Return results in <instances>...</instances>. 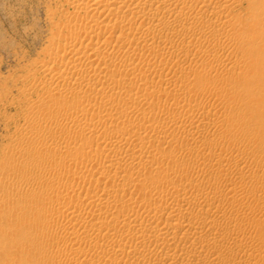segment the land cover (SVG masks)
<instances>
[{
	"label": "bare ground",
	"instance_id": "obj_1",
	"mask_svg": "<svg viewBox=\"0 0 264 264\" xmlns=\"http://www.w3.org/2000/svg\"><path fill=\"white\" fill-rule=\"evenodd\" d=\"M63 1L70 5L71 11L66 13L68 17L64 15V18L66 16V21L63 23H60L62 22L60 21V24H57L58 31L55 30L60 34L59 38L62 40L60 41L61 44L54 46L56 43H53V46L43 47L45 51L44 54H42L44 56L47 55L48 62H45V59L42 61L46 64H51L46 67L47 64L45 66V72H43V70L42 72L49 75L52 79L43 83L42 80H40V85H42V88L47 94L44 96H42V94L41 97L36 96L37 98L35 101L31 99L35 107L34 111H36L34 113L32 112V115L28 113L31 115V117L28 116L30 117L29 126H31V128L25 129V131L29 129L28 132H26L31 136L36 135L37 138L38 135H40V140H36L37 144L33 143L32 145L31 142L34 140L30 141V145L32 146L30 149H26L27 151L29 150L27 153L25 152L28 155L27 158L35 156V159L37 155H40V152L37 155L35 154L36 152L43 150L46 146L54 145V147L57 146L54 148L55 152L52 151L53 148L49 150L50 152L52 151L55 154L53 156H56L58 159L54 158V161H57V165H53V161L51 160L50 163H45V161L43 163L38 159L41 163L37 162L38 164H35L31 170L29 168L28 172H30V175L28 177L15 180L9 177V175H3L0 178L1 182H4L6 186L12 184L14 188L18 190H35L36 188L39 190L40 195L37 194V198L35 197L36 199H33V205H30L32 211L29 209L31 213L27 212V214H31L34 220L35 215V217L41 215L39 213L41 210H44V212H42L43 214L40 217L41 221L39 224H41V228L39 224H37V219L35 218V223L37 224L35 225L38 229L40 228V231L36 233L37 236L34 237V239H31L35 241L30 240L29 246L32 247L33 244L37 245L40 250L49 254V257L44 261V256H41V254L39 255L36 249L37 254L34 253L35 250L32 252L33 254H31L30 251V254L27 253V259V254H24V260L28 262V259H30L38 264H257V262L264 257V245H262V241L259 240L261 241L260 244V242L255 239H249L250 241L246 240L245 242L241 240L246 231L250 229L247 220H252V222L255 220L254 227H256L259 233L264 230H262V226L264 225L261 224L264 219V212L260 215H256L254 212L256 208L254 210H252V207V209L248 207L244 208L246 206H244L245 204L243 205L244 200L242 203V198H244L245 195L241 197L240 191H237L240 189L239 187H241V184L239 186L236 179L242 170L251 173V171L253 172L255 169H259L260 171V167H264V163L262 166L260 165V163H262L260 162L261 160H258L259 162H254L258 158L255 159L252 157L255 153H258L257 150H259V148L264 147L259 139L260 135L258 133V130L260 134H262L264 130L256 129L255 127H257V124L254 128L253 126L251 127L255 121H257V123L259 122V126L262 125L264 119L256 118L255 113H258V115L261 114L259 111L255 112L257 110L253 111L250 107H248L250 108L249 111H246L243 107L241 109L240 106L236 105L241 98L246 99L244 102L249 101L248 99L253 96V92L248 91L249 94L252 93L250 96H248V94L242 95L241 92H239V94L242 95L240 98L237 96L238 93L236 94L235 91H232L235 87L229 90V86H236L240 89L241 85L246 84V82H241V77L236 78V74L245 77L243 73H245L244 71H246L248 67H245L246 70L242 71V73L240 71L241 75H239V71L237 73L235 72V75L231 74L232 76H229L228 73L231 71L234 73L235 70H239L244 62L247 60L249 61L251 58L254 59L256 57H254V55L259 53V47H257V45L254 47V45L248 44L249 42L245 45V49H242L244 43H246L245 40H243L244 38L242 37L243 39H239L237 36L235 39L233 36L235 35L234 32L237 34L240 33L239 36L245 33V39L252 38L253 40L256 39V41L258 39V43H260L259 41L263 42L264 0ZM242 5H244L246 9L244 15H241L242 12L240 14V11H238V13L236 12L237 8L239 6L242 7ZM65 10L68 11L67 8ZM204 11L206 14L204 13L203 15ZM250 13H256L255 15L258 18L255 17L253 22H256L258 19L257 22L260 21L258 27L256 25L253 26V23H251L252 26L249 24V26L247 25V22L250 23V20L248 21L247 19ZM142 26H144L143 29ZM255 26L258 30H260L259 27H262L261 31L256 30L257 28L254 29ZM183 27L186 28L185 30L183 29L184 31L188 30V32H191L189 33L190 36L187 37L185 34L187 39H181L182 37H180L181 40L178 44L175 42L174 45L164 52L162 47L164 45H161L163 37L168 34H176L179 30L181 31ZM253 29L259 32L257 35L256 32H254L256 36H253ZM55 31H53L55 33L54 35H56ZM202 31H205L206 34L204 35L205 46H201L203 41L201 43L199 42L200 44L198 43L200 46L195 42V34H201L203 33ZM179 32L177 34H179ZM230 32L233 33V39L226 40L227 34ZM200 34H198V36ZM176 35L174 36L176 37ZM223 36H226V39L224 38L225 40L220 41L219 45H215L216 48H214L215 46H213V48L206 47V44L207 46L211 43L214 45V42L217 44ZM230 36L228 37L230 38ZM198 40L199 38L197 41ZM247 40L250 41V39ZM147 41H151L152 43L155 42L157 45L155 44L156 46L153 47V50L149 49L150 47L148 46V50L151 52L147 54L152 53L151 57L149 55L151 59H149V57L140 58L139 63L136 65L138 66L140 64L138 66L139 70L138 68L137 70L142 75L144 74V76L145 73L154 75H151L153 77L151 81L147 79V77L145 78L149 80V83H147V80L146 83L150 87H158L161 91L164 90L162 92L167 90L168 94V90H171V95L169 94L170 98L167 99L168 97H165V101L163 98V104L166 102L169 103L170 101H172L171 104L176 103L178 105L181 103L183 106L180 107H187L183 113L177 111V114L175 111H168L169 108L171 110V106L167 110L166 106L165 109L164 107L162 108L160 99L165 95L161 96L160 99L155 97V104L152 105V101L149 106L147 104V106H144L145 103H149V101L146 102L144 98L146 96H142L141 94L143 100L145 99L144 103L141 101L142 98L140 99V97L137 96L139 98L137 101H129V105L126 103V105L123 106V103L120 108L118 107L120 102L128 101L127 96H124L125 98L127 97V100H123L122 98V95L125 94L124 92L127 94L128 91L136 92L139 89L136 87L138 84H134L132 81L134 77H137L139 72L127 66L132 56H134V47H140L143 43L149 44ZM143 46L146 47L145 44ZM123 47H126V50ZM121 48L125 51H122ZM133 48L134 50H132ZM234 49H237L239 53H235L233 51ZM261 49L260 52H264ZM119 50L122 52H119ZM145 52L142 53L145 54ZM186 54L189 58L186 57ZM184 55H186L185 58L188 59H181ZM257 57L259 58V56ZM134 58L136 59L137 57ZM202 59H204L206 63H201ZM162 60L163 63L169 65V67L159 68L156 66L157 62ZM95 61L97 63H94ZM39 62L44 65L41 60H39L38 63ZM201 64L207 66H202L203 68L199 70L197 69L199 76L204 82L209 81V85H212L210 84L211 81L215 82L217 85L219 84L221 87L227 85L229 88L226 86L227 88L223 87V89L220 86L215 87L216 85H214L216 89L220 87L221 90H218L222 91L223 89V91L211 92L214 88L213 87L211 91H209L211 86L208 87V91H204L206 90L204 86L206 84H203V93L199 94L198 97L192 101L191 98H193V95L196 93L195 91L198 86H194L192 81L193 78L189 77L192 72L189 70L192 68H200ZM106 65H110V67L112 65H120L122 68L118 70L116 66H114L118 70L117 72L108 73L110 71L108 68V74H100L103 66ZM257 65L261 66L259 62L256 64V67H258ZM129 66H131V63ZM215 66H219L220 71L213 72ZM263 67L259 70L263 69ZM40 69L41 68H39V70ZM103 69L104 71L106 70L105 68ZM252 69H254V67L249 69L245 74L247 75L248 73V76L251 77L249 71H251L252 74H255L253 73L254 71L256 72V70L252 72ZM114 70L111 72H114ZM189 72L190 74H188V76L187 73ZM178 76L183 77L179 78ZM194 78H198V76L195 75ZM47 79L48 78L45 80ZM119 80L121 81L120 83ZM117 82L120 84H118L119 86ZM135 83H137L136 80ZM146 83L145 86L147 85ZM248 83H250V81ZM115 84L118 88L115 87ZM249 86L247 87H249V89L251 88L255 95V91L257 92L258 87L257 90H255L256 87L253 88L251 84ZM156 90H153V94L156 93ZM260 94L262 93L260 92ZM160 95H162V93ZM128 96L132 99V96ZM68 97H72L75 100L70 101L72 98H69V102L65 101ZM62 99H64V102L62 104L60 103L59 105L61 108H58L56 102ZM166 99L169 101H166ZM187 99L191 100V102ZM253 99L254 98H252V100ZM89 100H93L94 102L97 101L102 106H105L103 107L104 109L101 110V105L100 109H94L95 107L92 108L93 106L98 107V103H94L95 105L93 104V106L83 104ZM115 100H121L119 104H117V112L115 115H112L115 116V120L122 123V125L118 124L120 125L119 127L117 126L118 128L115 126L117 123L115 125L113 124L115 127H109V124L108 126L106 124L104 125V127L107 126L106 128H100L91 124L87 125L86 123H84V126L83 124L81 125V117L88 116L89 120H98L104 117L105 114L107 115V111L110 112L115 108L114 105L116 104H113V101L116 102ZM242 102H240V104H243ZM248 103L244 104L250 106L252 102L249 101ZM173 105L172 108L175 107V105ZM251 105L253 106V103ZM28 108H30V106ZM248 108L246 109L248 110ZM116 109H114V111ZM175 110H178V108ZM263 114L262 110L261 115L264 117ZM157 117L160 118L158 120H161L158 124L157 121L154 120L153 121L156 122L155 125L151 126V124H149V126L147 124L148 122L151 123V118L157 120ZM43 119H47L52 126H64L63 129H67V134L70 130L71 134L65 136L66 133H63L64 131L58 130L53 131L52 134L47 133V135H41L42 130L36 131L32 129V126L42 125ZM105 119L107 120V118ZM150 119L151 121H148ZM90 122L92 123V120ZM93 123L95 122L93 121ZM97 123L99 124L98 121ZM174 128H176L177 131L172 132L171 130ZM89 136L94 137V144L96 146L94 145L95 147L92 149L90 148L91 150L89 153H86V148L85 150L81 148L84 143L81 142L82 144H79L81 145L80 148L77 145L79 141L85 140ZM89 140H91V138H89ZM26 141L28 142L27 139ZM86 141H88V139ZM25 142L23 146H26ZM89 142L85 143L91 146L93 141H91L92 144L91 142L89 144ZM26 144L27 146L29 145L28 143ZM142 144H151L152 148L144 149L145 147H143L141 149L139 145L142 147ZM181 144H183L184 147ZM15 145H17V143ZM18 145L22 146L20 143ZM77 149H80L79 151L81 153H77ZM49 150L46 152L50 153ZM33 154L35 155L33 156ZM258 155L259 154H257L256 157ZM251 157L255 160L251 159L253 162L250 160L252 163L250 162V164H248ZM206 158H209V160L212 158V161L214 159L216 163H212L206 160ZM34 159H31V161ZM49 159H51V157ZM27 160L29 159H26V161ZM17 161H19V159ZM12 162L10 164H12ZM21 162L19 163L21 164ZM71 165L74 166V169ZM159 166H162L161 170H159ZM2 167L5 168L4 165H2ZM135 167L138 170L141 168L143 172H152V174L155 175L158 167L159 176H156L157 178L153 176V178H156L153 180L150 178L152 181L147 179L149 177L145 180H139L135 177L139 176L134 173L136 170L129 172L130 168L133 169ZM189 167L195 168V175L200 179H198L199 182L196 181L195 183L196 178L192 174L193 171L191 173L192 175L187 173L189 172ZM27 170L24 172H27ZM126 170H129L128 172L130 174L128 173L127 175L125 173L126 175H124L123 172ZM262 170L264 171V169ZM241 173L243 174V172ZM250 173L248 174L249 176L251 175ZM152 174L150 175L152 176ZM141 177L142 175L140 178ZM143 178H145V175ZM246 178L248 179V177ZM251 178H253V176H251L250 179ZM257 178L260 177L247 181L249 183V186H247L248 188H244L246 185L243 183L245 186H242L243 188L240 190L244 192V194L253 191L254 193L256 192L264 195V178L262 177V180L261 178ZM109 180L113 182L111 187L118 186L121 188L122 191L120 196L117 195L118 187L116 191L114 188L108 187L111 185V182L110 185H106V183H109ZM239 180L242 181L241 179ZM105 181L107 182L105 183ZM65 184L79 189L86 185H92V189L88 188L91 191L89 195L84 192H78L79 194L74 198L71 197L70 201L67 199V202H69V206L67 207V202L62 201L60 198V195H62V187ZM83 189H86V187ZM12 190H14L13 187ZM237 192H239L240 195ZM16 194V192H7L6 190L4 200H8V198L9 200L10 198L13 199V197H16ZM29 194L23 193V197L32 200ZM20 195L22 194L20 193ZM141 195H147L149 198L143 201L140 199ZM1 198L2 197H0V200ZM30 203L31 201L29 204ZM131 205H134L133 207H136V209L130 211L129 206ZM103 206L105 209H102ZM1 207L0 215L3 214L4 216L5 214L1 213L3 212ZM18 208L20 207L18 206ZM13 209H11L12 212L10 211L8 214L5 212L6 215L4 217L7 216L6 221L1 220L3 223H6L5 225L0 223L3 225L0 227V237L9 235L10 232H12L10 231L12 228L15 233V228L17 230L20 227L10 226H13L14 223V226L16 223H19L20 226V222L23 221L22 223H24L26 220L23 216L18 214L19 211L17 208V210L14 209V212ZM257 213H260V211ZM235 216L241 217L242 220H238ZM32 217L29 218L28 215V218H26L28 220L30 219L31 222L33 221L31 220ZM231 217L232 219L235 217L237 220H230ZM40 218L38 219L40 220ZM26 222L27 220L25 224ZM30 222L28 221V223ZM7 223L11 225L8 226ZM31 224L32 223L29 224L30 228L34 226V221L32 224L33 226ZM23 225L24 224H22V226ZM51 225L59 227L61 231L58 229V231H50L52 228ZM250 227L252 229V225ZM30 228L27 229L26 232L28 230L31 231ZM13 232L12 235L14 234ZM21 232L25 235L22 237H26L27 239L29 234L26 236V232L22 230ZM32 233H34V231ZM21 235H18L19 240ZM10 236L8 237L11 238ZM14 237H17V235L15 236L14 234ZM14 237L12 236V239ZM46 237L51 239L46 240L48 239ZM18 238L16 239L18 240ZM43 239L47 242H51L44 244ZM21 240L24 239L22 238ZM27 240L29 241V239ZM81 242H84L91 249L88 250L84 245H82L84 247L80 245V248L78 244ZM3 243L4 241L2 242L0 240V244ZM5 246L9 247L10 244ZM11 246L15 247L13 244ZM8 247L7 250H9ZM27 247L23 248L27 249ZM32 248L29 249L32 250ZM56 248H61L62 250L57 252V250H55ZM13 249L15 251L17 248H12V254H15L16 251L14 252ZM18 251L21 252V249ZM11 258L10 261H6L3 264H14V259L11 260Z\"/></svg>",
	"mask_w": 264,
	"mask_h": 264
},
{
	"label": "rangeland",
	"instance_id": "obj_2",
	"mask_svg": "<svg viewBox=\"0 0 264 264\" xmlns=\"http://www.w3.org/2000/svg\"><path fill=\"white\" fill-rule=\"evenodd\" d=\"M65 1H63V0H0V178L3 176V175H9V177H12V179L14 178L15 180H18V179H24V178H26V177H28L29 175H30V172H28L29 171V168H30V170H31V168L35 165V164H38L37 162H39V160L38 159H40V161H42L43 163H44V161H45V163H50L51 161H53L52 162V164L53 165H57V161H56V163H55V161H54V158H56V156L54 157L53 155H55L52 151H54L55 149V147H57V146H55L54 147V145H49V146H46L43 150H40V151H38V152H36L35 154L37 155L39 152H40V155H37L36 157L37 158H35L34 159V155L35 154H33V156L34 157H31V158H27V152L29 151H27L26 149L28 148V149H30V147L33 145V143L35 144H37V142H36V140L37 141H39L40 140V135H38V137L36 138V135L34 136V135H30V134H28L27 132H28V130L29 129H27L26 131H25V129L26 128H31V126H29V119H30V117H31V115H32V112L34 113L35 111H34V109H35V107H34V105L32 104L33 103V101H35L36 100V98L37 97H41V95L42 96H44V95H46L47 93H46V91L42 88V85H40L41 84V81L40 80H42V83L43 82H45V81H49L50 79H52L49 75H46L45 73H43V72H45L44 70H45V68L46 67H48V66H50L51 64L50 63H44L42 60H44L45 59V62H48L47 61V55H42V54H44V51H45V49L43 50V47L44 48H46V46H53L55 43V45L54 46H58V45H60L61 44V42L60 41H62L61 40V38H59V36H60V34H58V29H57V24H60V23H63L64 21H66V16L68 15V14H66V13H68V12H70L71 11V8H70V5H68V3H66ZM68 7H67V6ZM68 9V11L67 10H65V9ZM241 8V9H240ZM238 9H240V10H238ZM244 10V11H243ZM246 9H245V7H244V5H242V7L241 6H239L238 8H237V10H236V12L238 13V11H240L239 13L241 14V12H242V14L241 15H244V13L246 12L245 11ZM65 11V12H64ZM67 11V12H66ZM62 12V13H61ZM61 13V14H60ZM204 13H205V11L203 12V15H204ZM206 14V13H205ZM256 14V13H255ZM254 13H250V15H251V17H250V15H249V18H251V19H249V18H247L248 19V21L250 22V23H248L247 22V25L249 24V25H251V23H253V26L254 25H256L257 27L260 25L259 24V22H257L258 21V19L256 20V22H253L255 19V17L256 18H258L256 15H255ZM64 15H66L65 16V18H64ZM253 15V16H252ZM63 16V17H62ZM62 17V18H61ZM68 17V16H67ZM64 18V19H63ZM60 19V20H59ZM254 19V20H253ZM60 21H62V22H60ZM252 21V22H251ZM57 22V23H56ZM60 22V23H59ZM54 23V24H53ZM262 23V22H261ZM259 24V25H258ZM52 25H56L55 27L54 26H52ZM248 25V26H249ZM52 26V27H51ZM145 27L147 26V25H144ZM144 26H142V29H143V27ZM150 26V25H149ZM252 26V25H251ZM254 27V29L255 28H257V27ZM262 26V25H261ZM148 27V26H147ZM151 27V26H150ZM56 28V29H55ZM264 28V27H263ZM186 29V28H181V33L179 32V34H180V36H179V34H173V35H166L165 37H163V41H161V45H164V46H162L163 47V51L164 52H166V49L168 50V48H170L172 45H174V43L176 42V44H178L179 42H180V40L181 39H183V38H185V39H187V37H189L190 35H189V33H191L190 31L188 32V30H186V31H184V30ZM253 29V33L254 32H256V35H257V33H259L258 31H261V29H262V27L260 28L259 27V29L260 30H258V28L256 29V30H258V31H255ZM55 30H57V31H55ZM53 31H55L56 32V35H54L55 33L53 32ZM207 31V30H206ZM203 32V31H202ZM197 33V32H196ZM231 33V34H230ZM229 34H227L228 36H230V38L227 36V39H226V36H223L222 38H220L221 40H219V42H217V44L214 42V45H213V43H211V44H209L208 46H207V44H206V47L207 48H213V46H215V45H219L220 44V41H223V40H229V39H233V37L235 38V37H237V38H239V39H243V40H245V42L246 43H244V41L242 40V42L244 43V47L242 48V49H245V45L247 44V42H249L248 44H250V45H254V47L257 45V47H259V53L257 54V55H254V59H249V61H248V63H247V61L246 62H244L243 63V66L241 65L240 66V68H241V70H240V68H239V70L237 69V70H235L234 71V73L231 71V72H227L228 74H229V76L232 74H234L235 75V72L237 73L238 71V73H239V75H241V73H242V71H244V70H246L245 69V67H248L247 68V70L246 71H244L245 73L246 72H248V70L249 69H251V68H253L254 67V69H252V72L254 71V70H256V72L254 71L253 73H255V74H252L251 73V71H249V74H251V77L250 76H248V73H247V75L245 74V73H243V75H245V77L244 76H238L237 74H236V78H240L241 77V82L243 83H245L246 82V84H243V85H241L240 86V89L238 88V87H236V86H233V87H231V86H227L228 88H229V90H231V89H233L234 87L236 88H234L232 91L234 92L235 91V93L237 94H239V92H241V94L243 95V94H248V96H250L251 94H249L248 93V91H250V92H253V96H251L248 100L249 101H251L252 103H253V106L250 104V106H247L249 103V101H247V102H244V101H246V99L245 98H241L242 97V95H238L237 94V96L238 97H240L241 98V100L239 101V103H236V105H238V106H240V108L242 109V107L244 108V110H246V111H249V109L251 108L253 111L254 110H257V111H255V112H260L261 114H262V110H263V113H264V109H263V107H264V71H262V70H264V67H263V65H264V62H262V61H264L263 59H264V52H260V49H261V45H262V49L261 50H263L264 51V49H263V47H264V44H263V42H264V40H263V42H261V41H259L260 43H258V39H257V41H256V39H252V38H246L245 39V37H246V34L245 33H243L242 34V36L240 35L239 36V34L240 33H235L234 32V36L232 37V35H233V33L232 32H230ZM185 34H186V36H185ZM198 34H200V33H197V35L195 34V39H196V44H198L199 42L201 43L202 41V43H201V46H205V40H204V35H206L205 34V31L203 32V33H201L199 36H198ZM237 34V35H236ZM245 34V35H244ZM174 35H176V37L174 36ZM184 35V36H183ZM255 35V33L253 34V36H256ZM55 36V37H54ZM172 36V37H171ZM252 36V35H251ZM252 36V37H253ZM167 37V38H166ZM180 37H182L181 39H180ZM241 37V38H240ZM243 37V38H242ZM249 37V36H248ZM51 38H52V40H51ZM57 39V41H56V39ZM164 38H166V39H164ZM179 38V39H178ZM199 38V40L197 41V39ZM225 38V39H224ZM60 39V40H59ZM236 39V38H235ZM247 39H250V41L249 40H247ZM56 41V42H55ZM178 41V42H177ZM149 44H147V43H143V45L145 44L146 45V47L145 46H140V47H134L135 48V50H134V48L132 49V50H134V56H132V54H131V56H132V59L130 60V62L128 63V66L127 67H129V68H131L132 70H137V68H138V70H139V65L138 66H136L138 63H139V59L140 58H142V57H149V55H150V57H151V55H152V53L150 54H147L148 52H151L150 50H148V48L149 49H154L153 47H155L157 44L155 43V42H151V41H147ZM253 42H255V43H253ZM54 43V44H53ZM151 43V44H150ZM199 43V44H200ZM257 43V44H256ZM47 44H49V45H47ZM156 44V45H155ZM175 44V45H176ZM198 44V45H199ZM151 45V46H150ZM149 46V47H148ZM166 46V47H165ZM169 46V47H168ZM200 46V45H199ZM165 47V48H164ZM218 47V46H217ZM125 50H126V47H123ZM138 48H140V49H138ZM146 50V52H145V50ZM214 48H216V46L214 47ZM124 49H122L121 48V50L122 51H125ZM165 49V50H164ZM121 50H119V52L121 51ZM140 50H142V51H140ZM240 50V49H239ZM121 51V52H122ZM235 53H239L238 52V50L237 49H234L233 50ZM237 51V52H236ZM41 52V53H40ZM142 52H145V54L144 53H142ZM234 52H233V54H234ZM136 54V55H135ZM187 55V54H186ZM186 55H184V57H182L181 59H183V60H186V59H188L189 57H188V55L186 56ZM185 56L186 57H188V58H185ZM253 56V55H252ZM257 56H259V58L257 57ZM134 57H137L136 59L134 58ZM149 57V59H151ZM134 59V60H133ZM39 60H41V62H43L44 63V65L43 64H40V62L38 63V61ZM182 60V61H183ZM253 60V61H252ZM259 60V61H258ZM133 61V62H132ZM157 61V60H156ZM135 62V63H134ZM253 62V63H252ZM258 62L261 64V66L260 65H257L258 67H256V64H258ZM94 63H97L96 61L94 62ZM130 63H131V66H129L130 65ZM163 63V60L162 61H159V62H157V64H156V62H155V64H156V66H158L159 68H161V67H169V65H166V64H162ZM201 63H206L205 62V60L204 59H202V62ZM247 63V64H246ZM252 63V64H251ZM50 64V65H49ZM249 64V65H248ZM251 64V65H250ZM41 65H42V67H41ZM47 65V66H46ZM163 65H165V66H163ZM46 66V67H45ZM109 66V67H108ZM114 66H116V68L119 70V69H121L122 68V66H120V65H114ZM113 65L110 67V65H106V66H103V68H105L106 70L104 71V69L102 68V72L100 73V74H105V73H107L108 71L107 70H109L110 69V71L108 72V73H115V71L117 72L118 70L114 67ZM119 66V67H118ZM203 65L201 64V66H200V68H192V69H190L189 71L190 72H194L193 74L191 73V75L189 76L188 74H190V72L189 73H187V75L190 77V78H193V83H194V86L195 87H197V89H196V91H195V89H194V91L196 92L194 95H193V98H191L192 99V101L195 99V98H197L198 97V95L199 94H201V93H203L202 91H203V89H204V86H205V89L206 90H204V91H208L207 89H208V87H210L209 89V91H211V89L214 87V85H216L215 87H217V86H220L219 84L217 85L215 82H211L210 81V84H212V85H209V81H205L204 82V80H202V78L199 76V73H198V70L199 69H201V68H203V67H207L205 64H204V66L202 67ZM260 66V67H259ZM113 67V68H112ZM157 67V68H158ZM258 69H256V68ZM263 67V69H261V70H259L260 68H262ZM39 68H41L40 70H39ZM109 68V69H108ZM215 68H216V70H215ZM215 68H213V72H218V70L220 71V67L219 66H215ZM219 68V69H218ZM244 68V69H243ZM114 69H116V70H114ZM198 69V70H197ZM42 70H43V72H42ZM112 70H114V72H111ZM137 70V71H138ZM193 70V71H192ZM240 71H241V73H240ZM260 71V72H259ZM262 71V72H261ZM88 72V71H87ZM139 72V71H138ZM107 73V74H108ZM198 73V74H197ZM85 74V73H84ZM141 73L139 72L138 74H137V77H134L133 78V83L134 84H138V85H136V87L137 88H139L138 90H139V92H138V90L136 91V92H133V91H128L127 92V94H126V92H124L125 94H123L122 95V98H123V100H127L128 99V101H123V102H120V104H119V101H121L122 100V98H121V100H115L116 102H114L113 101V104H116V105H114L115 106V108L114 109H116L117 108V104H119L118 105V107L120 108L121 106H122V104H123V106L124 105H126V103H128L127 105H129L130 103H129V101H131V102H134V100H136L137 101V99H139L137 96H139L140 97V99H141V101L144 103L145 101V99H146V102H148L149 101V103H145V105L144 106H149L150 104H151V102H152V105L153 104H155L156 103V98L155 97H157V99L159 98L160 99V97L161 96H163V95H165V96H163V97H161V99H162V101H161V99H160V102H162V108L164 107V109H165V106H166V110L171 106V110H170V108L168 109V111H175L177 114H178V112L177 111H180L179 113H183V111H185V109L187 108V107H185L184 106V108L183 107H180V106H183V104H181V103H179V104H181V105H177L176 103H173L174 105H175V107H177L178 108V110H175V109H177V108H175V107H173L172 108V105L173 104H171L172 103V101H170L169 103H164L163 104V98H164V101H165V97H168L167 99H169L170 98V96H169V94L171 95V93H170V91L171 90H168L169 91V94H168V92H167V90H165V92H162V91H164V90H160L158 87H156L155 88V86H149L147 83H149V80L151 81L152 79H153V77L152 76H154V75H152V74H146L145 73V76H144V74L142 75V76H144V77H142L141 75H140ZM42 75V76H41ZM45 75V76H44ZM152 75V76H151ZM195 75H197L198 76V78H194L195 77ZM231 75V76H232ZM180 76V75H179ZM178 76V77H179ZM193 76V77H192ZM147 77V79H149V80H147V79H145ZM149 77V78H148ZM183 76H181V77H179V78H182ZM235 77V76H234ZM248 77V78H247ZM46 78H48L47 80H45ZM137 78V79H136ZM152 78V79H151ZM199 78H201V79H199ZM242 78H246L245 80L244 79H242ZM34 79V80H33ZM145 81H144V80ZM197 81H196V80ZM32 80V81H31ZM135 80H136V82L137 83H135ZM146 80H147V83H146ZM30 81V82H29ZM132 81H130V82H132ZM141 81V82H140ZM199 81H201V82H199ZM203 81V82H202ZM250 81V83H248ZM121 81L119 80V83H120ZM147 84L146 86H145V83ZM31 83H32V85H31ZM118 82H117V85L119 84ZM196 83V84H195ZM215 83V84H214ZM241 83V84H242ZM158 84V83H157ZM156 84V85H157ZM198 84V85H197ZM203 84H206V85H204L203 86ZM252 85V87L253 88H255L256 87V89L255 90H257V87H258V90H257V92L255 91V95H254V91H252L251 90V88L249 89V85ZM116 84H115V87H117L118 88V86L120 85H118L117 86ZM141 85V86H140ZM145 87H144V86ZM201 85V86H200ZM208 85V86H207ZM249 86V87H247V86ZM39 86H41V87H39ZM142 86H143V89H144V91L146 92H144L143 91V89H142ZM191 86H193V85H191ZM207 86V87H206ZM225 85L223 86L224 88H227ZM213 88L212 89V91L211 92H216V91H219V90H221L220 89V87H218V89H216V88ZM223 87H221V88H223ZM248 88V89H242V88ZM159 90H158V89ZM223 88V89H224ZM238 88V89H237ZM142 89V90H141ZM147 89V90H146ZM158 91H157V90ZM223 89H222V91H223ZM242 89V90H241ZM153 90L155 91L156 90V93L155 94H153L154 92H153ZM240 90V91H239ZM244 90V91H243ZM246 90V91H245ZM261 90V91H260ZM263 90V91H262ZM141 91V92H140ZM143 91V92H142ZM197 91H198V93H197ZM222 91H219V92H222ZM231 91V92H232ZM238 91V92H237ZM246 92V93H243V92ZM262 93V94H260V92ZM45 94H44V93ZM129 92H131V93H129ZM162 93V95H160L161 93ZM136 93H139V94H136ZM145 95H144V94ZM164 93V94H163ZM258 93V94H257ZM141 94H142V96H146V97H144L145 99L143 100V97L141 96ZM197 94V95H196ZM128 95H130V96H132L131 98L132 99H130L129 98V96ZM159 95V96H158ZM168 95V96H167ZM37 96V97H36ZM124 96H127L126 98L124 97ZM154 96V97H153ZM192 96V95H191ZM257 96V97H256ZM35 97V98H34ZM135 97H137V98H135ZM69 98L70 97H68V98H66L65 99V101H68L69 100ZM72 98V97H71ZM70 98V99H71ZM133 98H135V99H133ZM154 100H153V99ZM252 98H254L253 100H252ZM33 101H32V100ZM148 99V100H147ZM166 99V101H169V100H167ZM188 99H190V98H188ZM187 99V100H188ZM30 100H31V102H30ZM73 100H75L74 98H72L70 101H73ZM76 100H77V98H76ZM189 102H191V100H188ZM243 101V102H242ZM64 102V99H62L61 101H57L55 104L57 105V107L58 108H61V106L59 105L60 103L62 104ZM69 102V101H68ZM87 102V103H86ZM86 102H84L83 104H89V106L90 105H92L93 106V104L94 103H98L97 101L96 102H94L93 100H89V101H86ZM240 102H242L243 104L245 103H248L247 105H245V107L246 108H248V107H250V108H248V110L244 107V105L243 104H240ZM254 102H255V105H254ZM27 104V105H26ZM112 104V105H113ZM147 104V105H146ZM166 104V105H165ZM257 104V105H256ZM33 105V106H32ZM95 105V104H94ZM101 104H99L98 103V107L97 106H91L92 108H94V109H96V108H98V109H100V107L102 106H100ZM169 105V106H168ZM173 105V106H174ZM242 105V106H241ZM30 106V108H28ZM32 106V107H31ZM60 106V107H59ZM168 106V107H167ZM237 106V107H238ZM260 106V107H259ZM103 107H105V106H102L101 107V110L102 109H104ZM181 109H183V110H181ZM259 107V108H258ZM262 107V108H261ZM175 108V109H174ZM239 108V107H238ZM254 108V109H253ZM261 108V109H260ZM30 109H31V112H30ZM32 109H33V111H32ZM114 109L112 110V111H110V112H108L107 111V115L105 114L104 115V117H101L100 119H98V120H96V119H90L89 120V117L88 116H85L86 118H87V120H86V118L85 117H81L82 118V121H81V125L83 124V126H84V123H86L87 125L89 124H91V125H96V126H98V127H100V128H106L107 126H108V124H109V127H115L116 126V128H118L120 125H118V124H121L122 125V123L120 122V121H117V120H115V116H112V115H115V113L117 112V110H118V108L114 111ZM259 109V110H258ZM252 110H250V111H252ZM28 113H30V114H28ZM27 114V115H26ZM111 114V115H110ZM261 114H259L258 115V113H255V116H256V118L257 119H264V117L261 115ZM264 115V114H263ZM28 116H30V117H28ZM103 116V115H102ZM259 116H261V117H259ZM105 118H107V120L105 119ZM84 119V120H83ZM104 119V120H103ZM151 119H152V121H151ZM150 120H148V121H151V123L150 122H148L147 124L149 125V124H151V126L152 125H155L156 124V122H154V121H157V124H158V122L159 121H161V120H158V119H160L159 117H157V120L156 119H153V118H151ZM27 120V121H26ZM45 120H46V122H45ZM92 120V123L90 122ZM96 120V121H95ZM154 120V121H153ZM25 121V122H24ZM88 123H87V122ZM93 121L95 122V123H93ZM97 121L99 122V124L97 123ZM101 121H103V122H101ZM106 122V123H105ZM108 122V123H107ZM112 122V123H111ZM114 122V123H113ZM256 122V123H255ZM255 122H253V124L251 125V127L253 126V128L255 127V125L257 126V127H255L256 129L258 128V129H260V130H264V128H262V127H264V121H263V126L262 125H260L259 126V122L257 123V121H255ZM97 123V124H96ZM102 123V124H101ZM117 123V125H115ZM153 123V124H152ZM27 126H26V125ZM42 125H37V126H32V129H34V130H36V131H40V130H44L43 132H45V133H43L42 131H41V135H47V133L49 134V133H51L52 134V132L53 131H60V130H62V131H64L63 133H66L67 134V129L65 130V129H63L64 128V126H61V125H56V127L55 126H52V125H50L49 124V121H47V119H43L42 120V123H41ZM107 124V126L106 127H104V125H106ZM110 124H111V126H110ZM115 126H114V125ZM100 125V126H99ZM113 125V126H112ZM52 126V127H51ZM118 126V127H117ZM150 126V125H149ZM262 126V127H261ZM41 127V128H40ZM53 127H55V128H53ZM59 127V128H58ZM40 128V129H39ZM43 128V129H42ZM51 129H53V130H51ZM56 129V130H55ZM172 129V128H171ZM48 130V131H47ZM49 130H50V132H49ZM24 131V132H23ZM172 132H175V131H177V129L176 128H174L173 130H171ZM21 132H22V134H23V136H22V134H21ZM262 132V131H261ZM258 133H259V135H260V137H259V139H260V141H261V143H262V145L264 146V131H263V133L262 134H260V132H259V130H258ZM65 134V136H68L69 134H71V130L70 131H68V134L66 135ZM20 135V136H19ZM29 135H30V137H29ZM22 136V137H21ZM26 136V137H25ZM263 136V137H262ZM29 137V138H28ZM33 137V138H32ZM262 137V138H261ZM28 140V142L26 141V139ZM89 138H91V140H89ZM93 138V139H92ZM18 139V140H17ZM20 139V140H19ZM25 139V140H24ZM88 139V141H86ZM87 139H85V140H81V141H79L78 142V147L80 148V146L81 145H79V144H82V143H84L82 146H81V148L83 149L84 148V150H85V148H86V153H89V151L93 148V147H95L96 145L94 144V141H95V139H94V137L93 136H89V137H87ZM32 140H34L33 142H31L32 143V145H30L31 143H30V141H32ZM21 141V142H20ZM22 141H26L25 142V145L26 146H23L24 145V142H22ZM91 142V141H93V144H92V142H91V146L90 145H88V143L86 144L85 142ZM20 143V145H22V146H19L18 144ZM82 142V143H81ZM90 142H89V144H90ZM97 142V141H96ZM95 142V143H96ZM17 143V145H15V144ZM23 143V144H22ZM26 143H28L29 145L27 146V144ZM86 144V145H85ZM184 144V143H183ZM183 144H181V145H183ZM89 147H88V146ZM95 145V146H94ZM143 145V144H142ZM145 145V146H144ZM142 147H141V145H139L140 146V148L142 149L143 147H145L144 149H146V148H148V149H151L152 148V146H151V144H144ZM185 145V144H184ZM184 145H183V147H184ZM17 146V147H16ZM84 146V147H83ZM20 147V148H19ZM26 147V148H25ZM47 147H49V148H47ZM24 148V149H23ZM53 148V150L50 152V150ZM89 148V149H88ZM91 148V149H90ZM264 147H261V148H259V150H257V152L258 153H255V155H253L252 157H254L255 159L256 158H258V159H254V158H250L249 159V161H248V164H250V162L252 161L253 162V160H255L254 162H259L260 160V162H262V163H260V165L262 166L263 165V163H264V149H263ZM50 149V150H49ZM261 149V150H260ZM47 150H49V152L50 153H47L46 151ZM80 149H77L76 151H77V153H81L80 151H79ZM75 151V152H76ZM260 151V152H259ZM26 152V153H25ZM55 152V151H54ZM26 155H24V154ZM46 153V154H45ZM47 154H50V155H47ZM52 154V155H51ZM257 154H259L257 157H256V155ZM164 155V154H163ZM20 156H22V157H20ZM48 156V157H47ZM52 156H53V158H52ZM42 157V158H41ZM51 157V159H49ZM21 158H22V160H21ZM44 158V159H43ZM19 159V161H17ZM26 159H29V160H27L26 161ZM31 159H34V160H32L31 161ZM47 159V160H46ZM57 159V158H56ZM251 159H253V160H251ZM263 159V160H262ZM7 160V161H6ZM8 160H9V162H8ZM22 162H21V161ZM51 160V161H50ZM58 160V159H57ZM206 160H208V161H211L212 163L214 162V163H216V160H214L213 159V161H212V158L209 160V158H206ZM251 160V161H250ZM259 160V161H258ZM5 161V162H4ZM13 161V162H12ZM15 161V162H14ZM30 161H31V163H30ZM35 161H36V163H35ZM12 162V164H10ZM18 162V163H17ZM19 162H21V164L19 163ZM28 162V163H27ZM210 162V163H211ZM251 162V163H252ZM1 163H7V164H1ZM14 163V164H13ZM25 163V164H24ZM30 163V164H29ZM34 163V164H33ZM39 163H41V162H39ZM247 164V163H246ZM2 165H4L5 166V168L4 167H2ZM9 165H11V166H9ZM15 165V166H14ZM23 165H25V166H23ZM27 165V166H26ZM32 165V166H31ZM10 168H9V167ZM7 167V168H6ZM27 167H28V170H27ZM71 167L74 169V166L73 165H71ZM160 168H159V170H161V167L162 166H159ZM192 168V169H191ZM264 169V167L262 166V167H260V171H259V169L257 170V169H255L253 172L251 171V173L250 172H246L245 170H242L241 172H243V174L240 172V174L238 175V178L236 179V181H237V183L239 184V186H240V184H241V187H239L240 189H242L243 187L242 186H245L244 188H246L247 186H249V183L247 182L248 180L250 181V180H253V179H256V177H260L261 178V180H262V177L264 178V171L262 170V169ZM190 169H191V171H190ZM194 169V170H193ZM27 170V172H24V171H26ZM130 170V171H129ZM129 170H126L125 172H123L124 173V175H128V173L129 172H133V170H136V172H134V173H136L137 175H139V176H135V177H137V179H143V180H145L147 177H149V178H147V179H149L150 180V178L153 180V179H156L158 176H159V173H158V167H157V172H155L156 173V175L155 174H152V172H143L142 171V169L141 168H139V170L135 167V168H133V169H129ZM140 172V174L142 175V177L140 178V174H139V172ZM188 170H189V172H187L188 174H191L192 173V171H193V176L196 178V180H195V183H196V181L197 182H199V178H198V176H196L195 175V168L194 167H189L188 168ZM262 170V171H261ZM129 171V172H128ZM245 171V172H244ZM256 172V173H255ZM258 172H260V173H258ZM126 173V174H125ZM154 173V172H153ZM251 174L250 176L248 175V174ZM253 173V174H252ZM130 174V173H129ZM131 174H133V173H131ZM135 174V175H136ZM150 174H152V176L150 175ZM191 174V175H192ZM144 175H145V178H143L144 177ZM146 175H150V176H146ZM245 175V176H244ZM248 175V176H247ZM153 176H157L156 178L154 177L153 178ZM242 176V177H241ZM244 176V177H243ZM251 176H253V178H251L250 179V177ZM139 177V178H138ZM240 177V178H239ZM246 177H248V179L246 178ZM260 178H257V179H260ZM199 179V180H198ZM239 179H241L242 181H244V182H242V181H240ZM246 179V180H245ZM152 180H150V181H152ZM149 181V182H150ZM241 182V183H239V182ZM107 181H105V183H106ZM110 182H111V185H110ZM147 182H148V180H147ZM0 183H2L1 182V179H0ZM245 185H244V184ZM4 182L2 183V184H0V197H2L1 198V200H0V207L2 206V205H4V206H2L1 208L3 209V212H1V213H4L5 215H6V213L5 212H7V214L11 211L12 212V210L11 209H18V214L19 215H21V216H23V218L24 219H26L27 220V222H26V224H30V223H32L33 224V221H34V226L32 227V228H30V225L28 226V225H26L25 224V221H24V223H22V222H20V226H19V223H16V225L14 226V224H13V226L11 225V224H8V226H10V227H20V228H18L17 230H16V228H15V230L14 231H16L15 233L13 232V228H12V230H10V231H12L14 234H15V236L17 235V237H14V234L12 235V232H10V234L9 235H6V236H3V237H0V240L3 242L4 241V243L3 244H0V264H3V263H5L6 261L8 262V261H10V258L11 257H18L17 259L16 258H11V260H13L14 261V264H38L37 262H35V261H33V260H30V259H28V262H26L25 260H24V258L23 257H25V255L24 254H30L29 252L31 251V254H33L32 252H34V250H35V252L34 253H36L37 252V250H38V254L40 255L41 254V256H44V261H46L45 259H47L48 257H49V254H47V253H45L44 251H42V250H40V248L39 247H37V245H35V244H33V248L32 247H30L29 246V243L31 242V241H35V240H31V239H34V237H36L37 235H36V233L37 232H39L40 230V226H41V224H39L40 223V221H41V215L43 214L42 212H44V210H41V212H39L41 215H39V213H38V215H39V217H35L34 216V220H33V217L31 216V214H27V212L29 213L30 212V210L32 211V208L30 207V205H33V202H34V200L37 198V194H39V190L36 188L35 190L34 189H23V191L22 190H18V189H16V188H14V186L12 185V184H9V186H6V184H4ZM112 184H113V182L111 181V180H109V183H106V185L108 186V185H110V186H108V187H111L112 186ZM243 184V185H242ZM8 185V184H7ZM100 185H105V184H100ZM88 186V187H87ZM12 187H13V189L14 190H12ZM67 187V188H66ZM84 187H86V189H83ZM84 187H81L80 189L79 188H75V187H73V186H70V185H67V184H65L63 187H62V192H61V194L63 195H60L61 197V200L62 201H64V202H67V199H69V201L71 200V197L72 198H74L76 195H78L79 193L78 192H84V193H86V194H90V190L88 189V188H91L92 187V185L91 186H89V185H86V186H84ZM118 187V186H117ZM117 187H111V188H114L115 190H116V188ZM67 190H66V189ZM248 188V187H247ZM9 189H11V190H9ZM16 189V190H15ZM64 189V190H63ZM76 189V190H75ZM79 189V190H78ZM82 189H83V191H82ZM92 189V188H91ZM187 189V188H186ZM240 189H238L237 191H240V193H241V197H242V195H245L244 196V198H242V203H243V200H244V203H243V205L244 206H246V207H244V208H250V209H252V210H254L255 208L256 209H258V210H254V212H255V214L256 215H260L262 212H264V201H263V199H264V195H262V194H259V193H254L253 191H251L250 193L248 192H246L245 194H244V192H242ZM6 190H7V192H9V191H13V192H16L17 194H16V197H13V199L12 198H10V200H9V198H8V200L6 199V200H4V198H5V196H4V194H6ZM118 190V191H117ZM117 195L118 196H120V194H121V188H117ZM120 190V191H119ZM4 191H5V193H4ZM22 191V192H21ZM26 191V192H25ZM37 191V192H36ZM22 194V195H20V193ZM28 192V193H27ZM33 192H34V194H33ZM1 193H4V194H1ZM19 193V194H18ZM23 193H25V194H29V193H31V194H29L30 196H31V199L32 200H28V199H25L24 197H23ZM239 195H240V193L239 192H237ZM33 194V195H32ZM247 194V195H246ZM248 194H250V195H248ZM36 195V196H35ZM40 195V194H39ZM38 195V196H39ZM87 195V196H88ZM256 195V196H255ZM258 195H260V196H258ZM33 196H34V198H33ZM254 196V197H253ZM36 197V198H35ZM246 197V198H245ZM7 198V197H6ZM24 198V199H23ZM63 198V199H62ZM149 197L147 196V195H141V200H143V201H146L147 199H148ZM258 198H260V199H258ZM17 199V200H16ZM34 199V200H33ZM4 200V201H3ZM31 201V203L29 204V202ZM66 205H67V207L69 206V202H67L66 203ZM242 205V204H241ZM18 206L20 207V208H18ZM134 205H131V206H129L128 208L130 209V211L132 210L133 211V209L135 210L136 209V207H133ZM250 206V207H249ZM133 207V208H132ZM252 207V208H251ZM4 208H5V210H4ZM22 208V209H21ZM132 208V209H131ZM2 209H1V211H2ZM14 209H13V212H14ZM16 209V210H17ZM20 209V210H19ZM30 209V210H29ZM102 209H105V207L103 206V208ZM23 210V211H22ZM21 211H22V213H21ZM260 211V213H257V212H259ZM15 212H17V211H15ZM25 212H26V214H25ZM31 213V212H30ZM22 214H24L25 215V217H24V215H22ZM4 215V216H5ZM28 215H29V218L30 217H32V219L31 220H33V221H31L30 222V219L28 220L27 218H28ZM1 216V218H0V223H2V224H4L5 225V223L6 222H2L1 220H3V221H6L7 219H6V217H4L3 216V214L2 215H0ZM27 217V218H26ZM236 217V216H235ZM235 217H233V219H232V217L230 218V220H242L241 219V217L239 218V217H236L237 219H235ZM35 218L37 219L36 220V222H37V224H39V229H38V227L36 226L37 224L35 223ZM38 218H40V220L38 219ZM227 219H229V218H227ZM245 220V219H244ZM243 220V221H244ZM28 221L30 222V223H28ZM246 221V220H245ZM244 221V222H245ZM247 222H248V226H249V228L251 229V225H252V229L250 230L249 228V230H247L246 231V233L243 235V238H242V240L241 241H246V240H248V241H250V240H253V239H255V240H257L258 242H260V244H261V241H262V245H264L263 244V242H264V226H262V225H264V219L262 220V222H261V226H262V232H258L257 230H256V227H254L255 225V220H253V222H252V220L251 221H249V220H247ZM252 222V223H251ZM2 224H0V227L1 226H3ZM22 224H24L23 226H22ZM36 224V225H35ZM26 225V226H25ZM21 226H22V229H21ZM31 229V231L33 232L34 231V233H32L30 230H28L29 231V233H28V231L26 232V230L27 229H29L28 227ZM52 226V228H51V230L50 231H52V230H54V231H61V229L59 228V227H57V226H55V225H51ZM24 227V228H23ZM37 227V228H36ZM55 227V228H54ZM57 227V228H56ZM253 227H254V229H253ZM54 228V229H53ZM22 231H24V232H26L25 234H26V236H27V239H29V241L26 239V237H22V236H25L24 235V233L23 232H21V230ZM58 229V230H57ZM253 230V231H252ZM36 231V232H35ZM254 232V233H252V232ZM257 231V232H256ZM30 232H31V234H30ZM53 232V231H52ZM251 233V234H250ZM22 234V235H21ZM33 234H35V235H33ZM257 234H258V237H257ZM259 234H260V236H259ZM10 235H12L14 238H15V240H14V238L12 239V236H10ZM18 235H21L20 236V240H19V236ZM245 235H247V236H245ZM249 235V236H248ZM255 235H256V237H255ZM8 236H10L11 238H9ZM33 237V238H31V237ZM24 239V240H21L22 238ZM29 237V238H28ZM248 237V238H247ZM250 237V238H249ZM255 237V238H254ZM260 237V238H259ZM2 238V239H1ZM16 238H18V240L16 239ZM46 238H48V239H46V240H50L51 238H49V237H46ZM26 239V240H25ZM45 239V238H44ZM43 239V243L44 244H48V242L50 243L51 241H46V240H44ZM245 239V240H244ZM250 239V240H249ZM31 240V241H30ZM259 240H261V241H259ZM9 241V242H8ZM11 241V242H10ZM16 241H18V242H16ZM23 241H24V243L26 244H24L23 243ZM27 241H28V243H27ZM8 244H10V246L8 247V246H5V245H8ZM19 245H18V244ZM24 245H23V244ZM84 242H81V243H79L78 245L80 246H82V245H84L85 246V248H87L88 250H90L91 248L89 247V246H87L85 243L83 244ZM15 245V247H13V246H11V245ZM2 245V246H1ZM16 245H18V246H20V247H18V246H16ZM4 246H5V249H4ZM25 248V247H27V249H24L23 247ZM81 246H80V248H81ZM84 246H82V247H84ZM7 247L9 248V250H7ZM11 247V248H10ZM12 248H17V250H15L16 251V253L14 254H12ZM23 248V249H22ZM29 248H32V250L31 249H29ZM19 249H21V252L20 251H18ZM37 249V250H36ZM59 249V250H58ZM27 250H29V251H27ZM55 250H57V252H59V251H61L62 249L61 248H56ZM9 251H11V252H9ZM13 251H14V249H13ZM14 251V252H15ZM27 251V252H26ZM40 252V253H39ZM42 252V253H41ZM11 253V254H10ZM36 253V254H37ZM28 254L26 255V259H27V256H28ZM12 255V256H11ZM56 257V256H55ZM43 258V257H42ZM9 259V260H8ZM16 260V261H15ZM18 261V262H17ZM257 264H264V257L261 259V260H259L258 262H257Z\"/></svg>",
	"mask_w": 264,
	"mask_h": 264
}]
</instances>
